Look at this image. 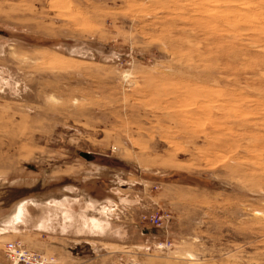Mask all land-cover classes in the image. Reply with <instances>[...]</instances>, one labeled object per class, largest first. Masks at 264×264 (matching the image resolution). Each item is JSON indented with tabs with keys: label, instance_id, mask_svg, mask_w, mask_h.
<instances>
[{
	"label": "rangeland",
	"instance_id": "374dc122",
	"mask_svg": "<svg viewBox=\"0 0 264 264\" xmlns=\"http://www.w3.org/2000/svg\"><path fill=\"white\" fill-rule=\"evenodd\" d=\"M0 209V264H264V0H0Z\"/></svg>",
	"mask_w": 264,
	"mask_h": 264
},
{
	"label": "built area",
	"instance_id": "2783aa9c",
	"mask_svg": "<svg viewBox=\"0 0 264 264\" xmlns=\"http://www.w3.org/2000/svg\"><path fill=\"white\" fill-rule=\"evenodd\" d=\"M4 255L7 264H57L55 258L31 252L17 241H10L5 245Z\"/></svg>",
	"mask_w": 264,
	"mask_h": 264
},
{
	"label": "water",
	"instance_id": "95a60500",
	"mask_svg": "<svg viewBox=\"0 0 264 264\" xmlns=\"http://www.w3.org/2000/svg\"><path fill=\"white\" fill-rule=\"evenodd\" d=\"M80 156L87 161H90L93 158V156L91 154H88V153H81Z\"/></svg>",
	"mask_w": 264,
	"mask_h": 264
},
{
	"label": "trees",
	"instance_id": "16d2710c",
	"mask_svg": "<svg viewBox=\"0 0 264 264\" xmlns=\"http://www.w3.org/2000/svg\"><path fill=\"white\" fill-rule=\"evenodd\" d=\"M16 200H17V199H16V196H14V199H13V200H11L10 202L5 200V201L7 202V204H6V205H7V206L9 205L8 207H11V206H12L14 203H16V202H17ZM2 203H3V202H2Z\"/></svg>",
	"mask_w": 264,
	"mask_h": 264
},
{
	"label": "flooded vegetation",
	"instance_id": "af4514ba",
	"mask_svg": "<svg viewBox=\"0 0 264 264\" xmlns=\"http://www.w3.org/2000/svg\"><path fill=\"white\" fill-rule=\"evenodd\" d=\"M6 200H7V198H6ZM9 200H10V199H9ZM2 205H3V204H2ZM1 211L4 212V209H0V213H2Z\"/></svg>",
	"mask_w": 264,
	"mask_h": 264
}]
</instances>
